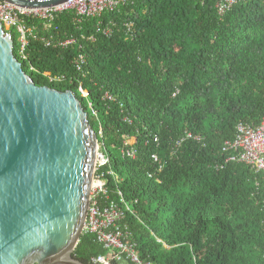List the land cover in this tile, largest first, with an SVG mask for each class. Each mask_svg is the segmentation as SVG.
Masks as SVG:
<instances>
[{
	"label": "trees",
	"instance_id": "16d2710c",
	"mask_svg": "<svg viewBox=\"0 0 264 264\" xmlns=\"http://www.w3.org/2000/svg\"><path fill=\"white\" fill-rule=\"evenodd\" d=\"M216 6L131 0L81 22L59 14L49 30L29 21L37 37L24 70L38 86L81 100L120 178H110V198L131 209L128 242L154 264H264V172L227 163L226 146L240 122L264 119V0H239L224 16ZM8 32L20 59L19 38ZM72 38L68 48L55 44ZM80 54L84 74L74 65ZM126 146L135 158L122 155ZM107 254L83 234L73 257L93 264Z\"/></svg>",
	"mask_w": 264,
	"mask_h": 264
},
{
	"label": "water",
	"instance_id": "95a60500",
	"mask_svg": "<svg viewBox=\"0 0 264 264\" xmlns=\"http://www.w3.org/2000/svg\"><path fill=\"white\" fill-rule=\"evenodd\" d=\"M22 8L67 0H4ZM99 137L71 91L38 86L0 22V264H83Z\"/></svg>",
	"mask_w": 264,
	"mask_h": 264
},
{
	"label": "built area",
	"instance_id": "2783aa9c",
	"mask_svg": "<svg viewBox=\"0 0 264 264\" xmlns=\"http://www.w3.org/2000/svg\"><path fill=\"white\" fill-rule=\"evenodd\" d=\"M31 2H46L50 0H28ZM131 0H67L52 7L22 8L0 0V22L4 29L15 31L19 38L20 62L27 61V49L30 40L37 37L36 25L29 24V21H41L45 23V29L49 30L56 16L65 12H74L77 22L84 19L101 17L106 12H113L129 4ZM239 0H217V10L220 16L229 12ZM131 30V25L127 26ZM111 31L107 30L106 34ZM50 46L52 41L45 39ZM76 43L75 39L57 41L55 44L62 48H68ZM78 72L84 74L86 56L80 54L74 61ZM34 68H31L33 71ZM63 77H53L51 82H62ZM82 96L89 101V93L83 88H79ZM114 101L113 96L106 94L105 99ZM93 115L97 116L92 104L89 103ZM102 135V132L100 133ZM193 138L192 135H188ZM200 140V138H196ZM158 142V139H156ZM228 150L232 155L227 163L244 164L256 172H264V119L259 126L246 122H240L236 128V137L233 142H227ZM124 157L135 158L136 149L126 146L122 151ZM153 160L159 162V156L153 155ZM112 159L99 142L96 158V175L91 192L89 213L84 225L83 234H90L96 237L97 243L108 251L107 255H101L93 259V264H154L140 258L136 245L128 242L129 233L122 224L126 217V212H130V206H122L110 198L109 183L110 178L119 183L120 178L111 167ZM163 169V167H161ZM122 196V194H119ZM122 200V204H124Z\"/></svg>",
	"mask_w": 264,
	"mask_h": 264
},
{
	"label": "rangeland",
	"instance_id": "374dc122",
	"mask_svg": "<svg viewBox=\"0 0 264 264\" xmlns=\"http://www.w3.org/2000/svg\"><path fill=\"white\" fill-rule=\"evenodd\" d=\"M14 32H15V31H14ZM15 33H16V32H15ZM16 35H17V37H18V34H17V33H16ZM121 264H127V263L124 262V263H121Z\"/></svg>",
	"mask_w": 264,
	"mask_h": 264
}]
</instances>
